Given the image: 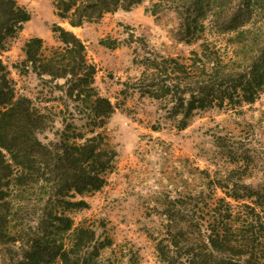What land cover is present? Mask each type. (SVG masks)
<instances>
[{"label": "trees", "instance_id": "1", "mask_svg": "<svg viewBox=\"0 0 264 264\" xmlns=\"http://www.w3.org/2000/svg\"><path fill=\"white\" fill-rule=\"evenodd\" d=\"M144 1L52 3L62 22L81 28ZM153 1L151 13L157 16L170 0ZM201 1L185 0L192 5L188 15L175 9L177 41H202L198 50L188 57L162 56L139 38L144 53L136 50L133 60L143 68L133 87L158 102V112L180 131L199 112L253 105L264 92V45L257 43L256 31L249 26L253 0H242L221 17V24L216 23L217 33L230 35L228 43L236 46L233 55L204 39L209 27ZM30 20L28 10L16 0H0V55ZM52 32L59 46L48 48L42 38L32 37L24 44V59L13 68L21 76L34 74L43 83L55 84L67 110L68 103L73 104L69 117L63 110L59 113L64 127L54 132L56 139L41 138L54 130L56 115L32 98L18 96L11 71L0 59L1 261L110 264L102 252L112 240L98 237L91 225L75 226L69 214L89 208L84 196L101 191L115 168L118 152L104 129L116 108L95 87L97 67L87 59L81 38L59 24H53ZM100 44L115 49L120 42L102 39ZM159 130L160 125L153 127ZM215 146L232 168L215 176L195 168L203 187L184 193L182 186L177 196L166 199L159 212L166 231L156 245L162 264H264V170L255 168L258 160L264 163L263 152L233 135L216 136Z\"/></svg>", "mask_w": 264, "mask_h": 264}, {"label": "rangeland", "instance_id": "2", "mask_svg": "<svg viewBox=\"0 0 264 264\" xmlns=\"http://www.w3.org/2000/svg\"><path fill=\"white\" fill-rule=\"evenodd\" d=\"M16 1L28 10L31 20L0 59L11 71L17 95L32 98L40 108L48 107L56 115L54 130L41 138L56 139L54 132L64 127L59 113L63 110L69 117L74 112L73 104L68 103L67 110L62 100L64 94L54 88L55 84L43 83L34 74L21 76L13 65L24 59V44L32 37L42 38L45 47L59 46L52 32L53 24L73 31L85 43L87 59L97 67L95 87L116 108L104 129L118 152L115 168L101 191L84 196L89 208L69 214L75 226L91 225L98 237L112 240L113 245L102 252L103 259H109L110 264H128L130 260L135 264H162L156 245L166 231L159 214L166 199L177 196L182 186L184 193L203 187L195 168L214 176L232 168L225 154L215 146V137L233 135L251 148H260L264 155V92L253 105H225L199 112L188 128L180 131L158 112V102L141 96L133 87L143 71L133 60L136 50L144 53L139 38L162 56L188 57L192 50H198L202 41L187 44L177 41L176 36L179 19L175 9L188 15L191 3L170 0L154 16L151 9L156 1L145 0L130 11L119 9L95 23L72 30L56 16L52 0ZM241 1L202 0L200 4L209 27L204 39L217 43L229 55L237 51L236 46L228 43L230 35L217 33L216 23L221 24V17ZM249 26L256 31L257 43L264 45V0H253ZM102 39L117 40L120 45L107 48L100 44ZM159 125L160 130L153 131ZM255 168L264 170L263 161L258 160ZM217 196L222 197L223 193L218 191ZM1 252L0 248V264Z\"/></svg>", "mask_w": 264, "mask_h": 264}, {"label": "crops", "instance_id": "3", "mask_svg": "<svg viewBox=\"0 0 264 264\" xmlns=\"http://www.w3.org/2000/svg\"><path fill=\"white\" fill-rule=\"evenodd\" d=\"M72 30H76V29H78V28H71Z\"/></svg>", "mask_w": 264, "mask_h": 264}]
</instances>
